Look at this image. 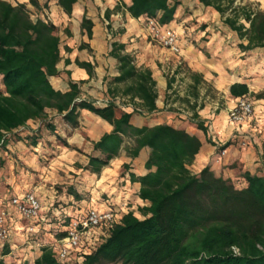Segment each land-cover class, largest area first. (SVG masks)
<instances>
[{"label": "trees", "instance_id": "trees-1", "mask_svg": "<svg viewBox=\"0 0 264 264\" xmlns=\"http://www.w3.org/2000/svg\"><path fill=\"white\" fill-rule=\"evenodd\" d=\"M198 1L223 16L225 25L241 40L237 45L241 51L264 47V11L250 4L234 5V0ZM56 2L69 15L77 0ZM177 5L176 0H130L129 5L122 3L113 10L122 6L132 18L144 16L146 21L152 19L161 27H169ZM27 6L34 9L35 19ZM43 7L38 0L15 4L0 0V149L7 150L8 136L34 146L42 132L59 138L54 119L76 127L80 110L91 112L112 127L92 142L87 164L76 165L84 172L99 173L120 151L133 160L141 149H149L146 172L129 174L130 180L139 185L137 195L143 205L137 207L136 214L122 212L106 229V235H100L93 247L81 254V264H264V176L244 171L239 182L217 176L209 167L193 173L188 167L201 146L197 136L168 124H132V113L142 115L157 109V89L150 69L137 67L122 44H110L109 55L117 61L118 74L108 81V100L103 106L95 99L81 97L76 83L69 82L64 92L56 90L48 78L58 73L60 36L52 22L39 16ZM80 26L91 38L90 19L83 15ZM75 62L91 76L90 62ZM187 72L191 83L183 102L191 112L190 120L206 134L196 111L198 87L203 80L197 73ZM229 93L249 100L245 83L231 84ZM262 95L258 93L255 98ZM124 106L132 111L122 110ZM29 122L36 127H28ZM65 193L76 201L81 196L72 185ZM61 205L57 201L52 208L61 211L65 206ZM72 205L80 209L78 202ZM70 219L63 215L47 220L52 227L46 231L61 239ZM39 251L32 264H74L59 261L49 244L40 246ZM0 264L8 263L0 260Z\"/></svg>", "mask_w": 264, "mask_h": 264}, {"label": "crops", "instance_id": "crops-1", "mask_svg": "<svg viewBox=\"0 0 264 264\" xmlns=\"http://www.w3.org/2000/svg\"><path fill=\"white\" fill-rule=\"evenodd\" d=\"M176 1L178 5L174 18L168 26L177 34L179 55L171 54L164 48L163 52H160L150 43L146 36V17L132 18L122 6L113 10L116 5L122 3L129 5L130 0H77L69 15L63 12L56 0H38L42 7L46 4L39 16L55 24L60 36V59L56 65L58 73L50 76L49 82L56 90L62 92L68 90L69 82L76 83L79 85L81 97L86 99L106 98L108 81L118 74L117 61L109 55L110 44H122L124 52L133 56L137 67L150 69L157 89V109L142 115L132 113V124L138 127L168 124L197 136L201 146L188 167L193 173L209 167L215 175L239 182H242L240 175L244 171L264 176V80L260 73L263 72L264 76V47L241 51L237 46L241 42L237 33L225 25L223 16L214 8L205 7L198 0ZM21 2L26 3L27 0H19L16 3ZM244 4L264 11V0H234V5ZM83 15L92 22L91 38L81 29ZM81 44L87 46L80 48ZM158 53L159 56L163 53L160 58L163 61L161 70L155 63ZM76 60L93 65L91 76L84 68L76 65ZM184 69L187 75V70L200 75L203 80L201 84L208 82L218 96L207 103L200 89L201 84L199 85L196 111L198 120L206 127V134L197 129L195 123L190 120L191 112L188 109L179 112L177 103L181 95L174 89V84L178 74ZM256 76L259 78V84L255 81ZM169 80H172L170 88ZM190 83L191 80H187V88ZM233 83L247 85V96L254 105L252 116L238 125H232L227 117L228 109L236 100L229 93V87ZM97 87L101 88L99 92ZM258 92L263 95L255 98L253 94ZM187 94L186 89L183 97ZM189 99L190 102L193 101L192 97ZM168 108H173V111H168ZM122 110L130 112L132 108L124 106ZM54 123L57 125L55 132L59 138L42 132V137L35 146L25 145L22 141H12L8 136L7 150L0 149V161L4 163V167L0 168V187L5 171L10 166L5 164L9 162L11 155L27 164V167L30 166L27 171L41 165L53 166L55 171L58 164H63L66 160L64 158L68 160L70 156L73 157L72 163L78 160L83 167L92 154V142L112 128L106 121L87 110H80L76 127H70L57 117ZM28 127L35 128L36 123L29 122ZM61 140L68 147L64 146ZM148 152V148H143L132 160L124 151H120L99 173L79 169V172L84 173L78 184L68 182L61 187L53 186L46 193L49 197L47 200L44 198L45 193L40 190L44 183L36 182L32 189L35 190L34 194L42 206L40 218L35 225L37 231L27 241L22 230L25 221L15 213L11 214L10 239L5 243L8 247L0 246V260L8 264H32L40 253V246L56 244L59 239L45 231L52 227L46 223L47 220L58 219L63 215L70 216L72 220L89 208L104 210L110 207L118 211L119 216L128 210L136 214L137 207L143 205V202L137 195L139 185L130 180L129 174L142 175L146 172L144 162ZM76 155L83 159H77ZM123 164H128V168L124 169ZM65 166L68 167V164ZM12 175L13 177L7 180L10 184L7 188V198L28 191L33 184V173L22 171ZM71 185L81 194L78 201L65 193L66 188ZM1 195L4 198V193ZM57 201L62 203L61 206L65 205L61 211L52 208ZM75 202H78L79 210L72 205Z\"/></svg>", "mask_w": 264, "mask_h": 264}, {"label": "built area", "instance_id": "built-area-1", "mask_svg": "<svg viewBox=\"0 0 264 264\" xmlns=\"http://www.w3.org/2000/svg\"><path fill=\"white\" fill-rule=\"evenodd\" d=\"M146 29L151 39L169 53L180 54L179 41L173 28L161 27L154 20L148 19ZM107 100L106 97L96 100L95 103L103 106ZM253 111L254 106L250 100L244 97L236 98L227 111L228 121L232 125H238L250 118ZM41 210L39 199L31 191L12 195L3 200L0 204V246L10 239L9 219L11 214L15 213L18 218L25 221L22 230L26 240L29 241L37 231L34 222L40 218ZM118 216V211L110 207L104 210L89 208L82 217L72 219L66 235L56 244L50 245L56 252L57 259L81 264L83 260L81 254L91 249L100 235H106V229L117 220Z\"/></svg>", "mask_w": 264, "mask_h": 264}, {"label": "rangeland", "instance_id": "rangeland-1", "mask_svg": "<svg viewBox=\"0 0 264 264\" xmlns=\"http://www.w3.org/2000/svg\"><path fill=\"white\" fill-rule=\"evenodd\" d=\"M7 1L12 2V3H16L19 0H7ZM27 7H28V9L30 11L32 19H35L36 13H35L34 9L32 7H30V6H27ZM48 21H50V20H48ZM146 36H147L148 40L150 41V43L155 48H158V50H160V52L161 51L163 52V47H161L158 43H156L154 40H152L148 33L146 34ZM162 54L160 53V56H159V53H158V58L155 59V63H156L157 67L160 70H161V65H163V61L160 60ZM181 72L182 73L178 74V76L176 78V83L174 84V89L178 90V92L181 95V96L178 97V99H179L178 101L179 102L177 103V106L179 107V112H182V111L185 112V111H187V105L183 102V96L185 94V90L186 89L188 90V88L186 86L187 85V80H191V78H190L189 75L186 74L185 69L182 70ZM260 73L262 75L261 78L264 80L263 72H260ZM167 77H168V75H167ZM258 79L259 78L256 76L255 81L257 82V84H259ZM200 89L202 90V92L204 94L203 98H206V102L207 103L211 102L212 100H214L215 98L218 97L217 94H215V92L211 88V85L208 82H204L203 84H201ZM96 90H97V92H99L101 90V88L97 87ZM262 92L264 93V90ZM258 93H260V92H258ZM258 93H256V94H258ZM256 94H253V95H256ZM171 95H172V93H171ZM100 97H102V96H100ZM94 99L95 100H100V99H103V97L100 98V99H97V98H94ZM121 103H126V102H121ZM121 103H120V105H121ZM64 159H66V160H64V163L63 164H58L59 166H57L55 168V171H53V166L52 167H47V165L43 166L44 168L41 165L39 168H34L31 171H27L30 168V166L27 167V164L22 163L20 159L14 158V157L9 159V162H7L5 165L9 164L10 166L8 167V170L5 168L7 172L5 171V176H4L3 180H2L3 184L0 187V195L2 193H4V198H3L2 195L0 196V204L2 203L3 200L7 199V197H6L7 193H9V191H7V188L10 187V184H8L7 180L9 178L13 177L12 174L16 175L18 173H22V171H26V173L28 172L29 174L33 173L32 177H31V179L33 180V184H31L32 186H30L31 188H29L28 191H31V192L35 191V190L32 189V187L34 185H36V182H40L42 184L44 183V187H41L40 190H42L43 193H45V197H44L45 200H47L49 198V197H47L48 194H46V193L48 191H50L53 186L61 187L63 185H67L68 182H72L73 184H78V182L82 180L84 172H79L80 168L76 167V165H80L81 166V162H79L77 160L74 163H72L71 160H73V157H71V156L68 157V160H67V158H64ZM77 159H83V158L80 155H78ZM64 164L65 165L68 164L69 168L67 166H65ZM1 167H4V163L2 165H0V168ZM2 186H4L5 188L3 189ZM236 186L240 187L241 183L236 182ZM60 190H62V188H60ZM44 206L45 205H43V207ZM34 225H36V222H34ZM101 230H103V229H101ZM108 264H120V263H108Z\"/></svg>", "mask_w": 264, "mask_h": 264}]
</instances>
